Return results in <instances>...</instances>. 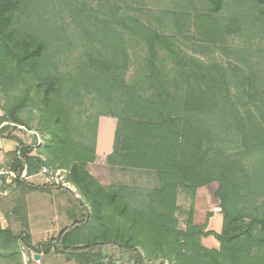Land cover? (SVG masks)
<instances>
[{"label": "trees", "instance_id": "obj_1", "mask_svg": "<svg viewBox=\"0 0 264 264\" xmlns=\"http://www.w3.org/2000/svg\"><path fill=\"white\" fill-rule=\"evenodd\" d=\"M0 111V133L41 139L10 137L2 167L63 170L83 200L35 247L0 226V264H22L19 244L72 264H264V0H0ZM101 117L116 121L105 163L154 171L157 186L105 188L88 172ZM212 183L219 231L194 223Z\"/></svg>", "mask_w": 264, "mask_h": 264}, {"label": "rangeland", "instance_id": "obj_2", "mask_svg": "<svg viewBox=\"0 0 264 264\" xmlns=\"http://www.w3.org/2000/svg\"><path fill=\"white\" fill-rule=\"evenodd\" d=\"M115 119L109 117H101L98 121V129H97V148H96V155L97 161L93 164H89L87 166V170L95 177V179L105 188L109 186H132V187H139V188H153L157 186V178L156 173L151 170H143V169H121V168H112L105 163V156L108 155L112 150V143H113V133L115 129ZM34 124L32 123L31 126ZM6 134H9V138L13 137L11 134L15 128L11 125H8ZM23 134V141L25 144L33 143L36 139V135L34 131H24L18 130V132ZM39 136V135H38ZM40 137V136H39ZM3 166V165H0ZM3 168V167H0ZM42 186H45L43 180L39 178L38 180H34L33 183H40ZM43 182V183H42ZM7 186V185H6ZM215 184L207 185L201 189L197 190L196 199H195V213H194V223L196 225H206V230H213L219 231L221 227V218L222 213L215 212V208L219 207L218 200L214 197ZM69 192L60 190L55 196H59L61 198L67 199L69 202H72L74 206H76L79 211L80 215H82V207L79 202H83L80 195L77 193L75 188L68 184L65 186ZM6 190L7 195L0 196V211L2 212H10L13 207L17 204V198L24 196L15 192L13 187H5L3 190ZM47 189V188H46ZM58 190V189H55ZM43 191V190H41ZM31 191H29L30 193ZM52 196V195H50ZM31 198L37 200H44L47 197H44L39 192H34L31 194ZM37 203V202H36ZM43 205V204H42ZM178 205L183 209V211H187L189 208V201L187 197L184 195H179L178 197ZM33 211L37 210L38 208L34 205ZM210 214V217H208ZM185 216H179V226L183 228V220ZM66 224H61V227L67 225L70 220L65 221ZM201 242L205 248L212 249L217 247V242L212 237H205L201 239ZM105 255L113 256L114 259H119V251L117 248L112 247H105L104 248ZM126 261H119L116 264H128ZM152 264H162L160 261L154 262ZM166 264V263H164Z\"/></svg>", "mask_w": 264, "mask_h": 264}, {"label": "crops", "instance_id": "obj_3", "mask_svg": "<svg viewBox=\"0 0 264 264\" xmlns=\"http://www.w3.org/2000/svg\"><path fill=\"white\" fill-rule=\"evenodd\" d=\"M8 135L9 134H6V132L0 133V165H4L7 160L8 153L13 151L17 145L16 141L9 138ZM11 135L16 139H21L23 141V134L20 131L13 132ZM34 180H31V182L21 183L24 186H20L19 188H17V190H15L16 193L24 196L23 202L20 203L22 204L23 210L20 214L13 213L12 210L10 212L0 211V226L2 229L9 227L14 233H19L22 229H26L29 234L31 244L35 247L39 243L55 238L64 228H67L79 221L81 215L79 209L74 206L72 202H69L67 199L65 200V198L55 196L58 191H60V189L55 190L52 188H45L43 189V191H31L29 193L25 185L30 184L33 186L43 187L41 182L38 184L33 183ZM212 184L216 185V190L218 187L217 184ZM9 185H11V187L13 188H16L15 184L13 183ZM34 192L41 193L42 195H44V197H47V199L34 200V198H31V194ZM4 195H7L6 190ZM34 205L38 208L35 211H33ZM68 220H70L71 223L59 228L62 223L66 224L65 221ZM18 249L21 252L22 264H36L32 259V257L35 255L33 250L26 248L20 244L18 245ZM36 255H39V264H72L66 262L63 257H55L51 255L45 256L43 255V253Z\"/></svg>", "mask_w": 264, "mask_h": 264}, {"label": "built area", "instance_id": "obj_4", "mask_svg": "<svg viewBox=\"0 0 264 264\" xmlns=\"http://www.w3.org/2000/svg\"><path fill=\"white\" fill-rule=\"evenodd\" d=\"M3 125H1L0 127H2ZM15 127H17V129L19 130L25 131V128L22 126H15ZM36 137H37V145L41 144V139L39 138V136ZM18 154L19 152L17 153V155ZM65 175L66 172L63 170L53 171L45 167H43L37 174L31 176H28L26 167H24L19 174H17L14 171H7L5 169H0V196L4 195L5 193V190H3L4 186L12 184L13 180L15 179H18V181L20 182H31V180L41 178V180H43L44 184L46 185L59 184L60 187L64 188L65 186L68 185V183L65 181ZM1 178L5 179L4 182L2 181ZM214 211L219 213L221 212V208L216 207ZM32 259L36 264H39L40 262L39 259L35 260L33 257Z\"/></svg>", "mask_w": 264, "mask_h": 264}, {"label": "clouds", "instance_id": "obj_5", "mask_svg": "<svg viewBox=\"0 0 264 264\" xmlns=\"http://www.w3.org/2000/svg\"><path fill=\"white\" fill-rule=\"evenodd\" d=\"M20 92H21L20 89H15V90H13L12 95L13 96H18L20 94Z\"/></svg>", "mask_w": 264, "mask_h": 264}, {"label": "water", "instance_id": "obj_6", "mask_svg": "<svg viewBox=\"0 0 264 264\" xmlns=\"http://www.w3.org/2000/svg\"><path fill=\"white\" fill-rule=\"evenodd\" d=\"M33 258H34L35 260H37V259H39V255H36V254H35V255L33 256Z\"/></svg>", "mask_w": 264, "mask_h": 264}]
</instances>
